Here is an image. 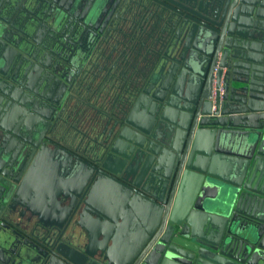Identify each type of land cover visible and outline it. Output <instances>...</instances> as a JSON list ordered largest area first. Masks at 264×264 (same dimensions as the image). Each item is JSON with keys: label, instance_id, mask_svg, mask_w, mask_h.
Masks as SVG:
<instances>
[{"label": "water", "instance_id": "1", "mask_svg": "<svg viewBox=\"0 0 264 264\" xmlns=\"http://www.w3.org/2000/svg\"><path fill=\"white\" fill-rule=\"evenodd\" d=\"M0 264H264V0H0Z\"/></svg>", "mask_w": 264, "mask_h": 264}, {"label": "flooded vegetation", "instance_id": "2", "mask_svg": "<svg viewBox=\"0 0 264 264\" xmlns=\"http://www.w3.org/2000/svg\"><path fill=\"white\" fill-rule=\"evenodd\" d=\"M113 6V3L111 2V5H108V8L105 9L102 14L100 15V20L98 23L100 25H97L101 29H112L115 27L118 22L119 26L122 28H128V22H127V13L122 15V18H119L118 16L114 18L113 20L109 19L107 22L105 21V18L108 17L110 8ZM115 12H112V15ZM101 21V22H100ZM83 29V28H82ZM81 29V31H82ZM94 29V28H92ZM82 33V32H81ZM105 42H102L99 46L98 55L95 54L97 51V48L92 52L95 56L91 59L92 71L94 74H96V71L99 68V65H108V67L113 62V50L111 49L110 45L106 44ZM93 48V47H92ZM91 53V54H92ZM88 55L87 59L91 56ZM95 58V61H94ZM87 62V61H86ZM85 62V63H86ZM84 63V65H85ZM94 81L91 82L89 89L86 88V86L77 79L75 83H73L69 89L68 94L71 92L72 94L68 97L66 100L65 105L62 108L61 115H67L70 112H77V126L78 128H82L86 123H89L90 121H93L95 119H100L101 115L106 117H111L112 107V95L106 92H102L99 89V83H98V77H93ZM88 89V91H87ZM87 91V92H85ZM37 99H34V102L32 103V106L36 104ZM40 105H42L40 103ZM38 106V105H37ZM39 107V106H38ZM61 109V108H60ZM66 117V116H65ZM98 121V120H97ZM60 126H63L61 128L62 135H58V137L61 139L63 143H66L68 145H72L73 136L75 135L74 132H69V125L67 124H61ZM58 126V128H60ZM84 145V144H82Z\"/></svg>", "mask_w": 264, "mask_h": 264}, {"label": "built area", "instance_id": "3", "mask_svg": "<svg viewBox=\"0 0 264 264\" xmlns=\"http://www.w3.org/2000/svg\"><path fill=\"white\" fill-rule=\"evenodd\" d=\"M220 93H222V89H220Z\"/></svg>", "mask_w": 264, "mask_h": 264}, {"label": "crops", "instance_id": "4", "mask_svg": "<svg viewBox=\"0 0 264 264\" xmlns=\"http://www.w3.org/2000/svg\"><path fill=\"white\" fill-rule=\"evenodd\" d=\"M239 146V145H238ZM223 163H227V162H223ZM19 259V258H18Z\"/></svg>", "mask_w": 264, "mask_h": 264}]
</instances>
